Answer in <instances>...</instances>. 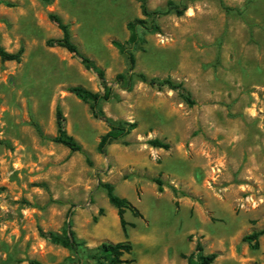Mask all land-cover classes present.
<instances>
[{
  "label": "rangeland",
  "instance_id": "1",
  "mask_svg": "<svg viewBox=\"0 0 264 264\" xmlns=\"http://www.w3.org/2000/svg\"><path fill=\"white\" fill-rule=\"evenodd\" d=\"M173 1L187 10L158 17L156 31L140 29L133 71L183 82L192 106L137 75L130 90L120 82L133 71L113 41L127 42L128 23L145 18L138 0H0V43L25 48L21 62L0 58V264H95L42 233L67 226L91 247L129 239L125 264H188L198 243L200 253H218L212 264H264V233L259 248L245 240L264 230V0ZM51 12L105 70L113 88L106 116L137 123L105 152L98 146L108 124L68 90L103 92V80L47 45L62 36ZM58 107L83 151L51 140ZM153 138L170 149L151 146ZM106 182L142 213L126 212L127 234Z\"/></svg>",
  "mask_w": 264,
  "mask_h": 264
},
{
  "label": "trees",
  "instance_id": "2",
  "mask_svg": "<svg viewBox=\"0 0 264 264\" xmlns=\"http://www.w3.org/2000/svg\"><path fill=\"white\" fill-rule=\"evenodd\" d=\"M43 1L50 2L51 0ZM138 1L140 2L142 14L145 16V18H136L128 23L130 36L127 42L124 43L118 40L113 41L114 45L120 50V52L126 56L131 71L134 70L136 65V55L134 49L142 41H144V38L140 33V29H145L151 32L156 31L159 28L157 23L158 17L169 13L182 16L187 10L186 5L184 6L182 4H178L173 0L168 1L166 9L158 10L151 9L148 5V0ZM7 4L12 5L11 3ZM49 18L61 29L62 36L59 38L48 39L47 45L50 47L59 46L65 48L70 53L77 55L87 69L94 70L101 80H103V92L92 91L83 85L70 86L68 87V90L81 100L87 102L90 105L93 115L103 119L108 124L110 129L105 135H103L98 146V149L101 152H105L108 145L127 136L133 129L137 127V123L125 120L116 121L106 116L104 110L102 109V103L112 99L113 88L107 86L105 83V70L98 66L93 59L84 55L80 51L79 46L73 41L70 25L66 23L59 14L51 12L49 13ZM24 50V46H21L15 52L9 51L0 43V58L3 61L21 62ZM134 75H137L140 80L148 82L152 86H155L159 89L168 87L169 89L175 90L187 104L191 106L195 104L192 94L189 90H187L184 83L176 82L170 77H153L149 79L146 74L135 73L134 71L130 74H120L118 77L120 82L125 84L127 89L130 90L133 87ZM35 126L37 127L40 135L42 137H46L37 123H35ZM51 140L68 147L71 151H83L82 144L74 136L68 133L65 126V116L60 107L57 108V134L51 137ZM0 142L2 141L0 140ZM149 143L151 146L156 148L170 149L171 147L170 143L165 142L160 138L150 139ZM156 181L159 185V190L162 191V181L159 178H156ZM102 185L106 190V194L110 203L117 209L120 224L127 234L128 222L125 217L126 212L130 211L135 216H141V211L135 204L132 203L131 200L117 195L115 193V186L112 183L106 182ZM42 233L43 235L49 237L54 243L60 244L61 246L73 251L78 255L80 261H82L84 258L94 261L95 264H125L133 261L132 259L125 258V255L132 254L134 250V244L129 239L117 242L102 241L98 246L91 247L85 242L78 240L75 236V232L70 226L65 227L62 232L59 233ZM263 233L264 230L254 231L251 234L245 236V240L250 243L251 247L259 248L260 237ZM197 250L199 251L198 256H196L194 253L188 256V264H212L218 257L217 252H212L206 255L200 253L203 250V246L200 243L197 244ZM30 264H43V262L39 259L32 258L30 259Z\"/></svg>",
  "mask_w": 264,
  "mask_h": 264
},
{
  "label": "crops",
  "instance_id": "3",
  "mask_svg": "<svg viewBox=\"0 0 264 264\" xmlns=\"http://www.w3.org/2000/svg\"><path fill=\"white\" fill-rule=\"evenodd\" d=\"M156 148V147H155Z\"/></svg>",
  "mask_w": 264,
  "mask_h": 264
}]
</instances>
